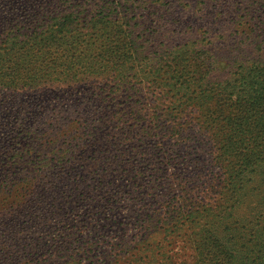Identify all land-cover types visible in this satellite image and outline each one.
<instances>
[{"label": "rangeland", "instance_id": "rangeland-1", "mask_svg": "<svg viewBox=\"0 0 264 264\" xmlns=\"http://www.w3.org/2000/svg\"><path fill=\"white\" fill-rule=\"evenodd\" d=\"M219 1L129 0L130 6H119L102 22L96 14L101 6L114 7L112 0H0V150L34 118L39 122L40 156L34 170L16 176L15 196L7 199L0 191V204L8 207L24 198L12 222L5 221V211L0 215V242L12 239L24 246L40 239L43 245L45 231L40 236L36 228L57 226L60 252L50 243L36 264L199 260L194 240L205 220L200 216L194 224L177 223L185 200L182 187L187 182L199 185L203 205L216 198L212 186L237 174L247 143L232 137L237 136L232 129L212 137L198 123L203 124L201 108L193 102L203 105V90L226 91L227 98L231 94L235 100V92L244 96L245 90L263 85L264 0ZM73 12L79 32L48 42L52 24ZM35 38L42 46L25 51L23 62L13 60L15 52L26 50ZM252 67L256 72L251 75ZM85 99L98 101L85 108ZM181 104L182 111L176 108ZM172 109L180 117L181 133L163 138L166 131L155 114ZM86 110L106 113L109 119L84 159L66 150L87 140L84 131L73 127L79 111L84 115ZM5 126L11 132L6 133ZM63 161L71 165L63 167ZM78 164L88 167L77 173ZM53 172L70 174L65 181L95 178L94 191L76 184L53 191L48 185ZM132 180L141 186H131ZM109 194L114 206L100 202ZM250 196L248 188L241 203L232 207L233 202L224 199L222 204L229 209L231 224L225 221L221 231L228 225L245 234L238 240L231 234L218 236L225 244H237L236 264H247L248 256L250 264L255 263L256 239L251 234L255 227L264 234V212ZM259 244L264 252V235Z\"/></svg>", "mask_w": 264, "mask_h": 264}, {"label": "trees", "instance_id": "trees-1", "mask_svg": "<svg viewBox=\"0 0 264 264\" xmlns=\"http://www.w3.org/2000/svg\"><path fill=\"white\" fill-rule=\"evenodd\" d=\"M128 2L129 0H112L114 7L106 9L101 6L96 16H101L100 21L103 22V19L106 16H112L115 12L119 11V6H130L131 4ZM219 2L224 3L225 1L221 0ZM74 14L75 13L73 12L57 18V22L51 26V38L48 37V42L61 41L68 36V33L73 34L74 32H79V29L75 28V23L79 18L77 16L74 17ZM105 28L107 29V26L100 29ZM69 37L73 36L69 35ZM78 41L79 38L75 37L74 42ZM39 43L41 47L43 41L39 42L37 41V38H35L32 43L28 42L26 50L16 51L13 55V60L19 62V60L22 59V62L25 61V58L22 57V55L25 54V51L38 50ZM254 67L250 68L251 75L256 72L254 71ZM13 71L18 75L17 73L20 70H18L15 65ZM16 75L15 79H17ZM260 77H263V80L261 81V84H263L262 86L258 89L251 88L245 90L244 96L235 92L237 95V99L235 100L231 97V94L230 97L227 98V95L229 96V94H227L226 91L218 93L210 91L208 93L207 90H203L199 97L206 98V100H203V105L200 104V102H193V104L198 105L201 108L200 113L203 118V124L200 121H198V123H200L202 127H206V129L211 132L212 137L218 136L224 131H228V129H232L237 134V136L234 134L231 135L232 137H240L239 143L241 145L247 143V152L242 154L243 159L238 160L240 166L237 169V174L230 176L225 181L224 179H221L220 182L213 185L214 192L212 193L217 196L216 198H209L206 204H202V199L198 192L202 189L199 185H188V182L184 184L183 179H181V183L184 184L182 190L184 192L183 197L185 200H181L178 208L179 214L176 218L177 223L188 224L191 222V224H194L200 216L205 220L203 221L204 225L202 226V229L197 233L194 240L197 257H199V260L195 264H236L235 258L238 257V255L235 254L237 252V244L231 241L225 244V242L223 243L218 236L223 237L227 234H231L236 237V240H238L244 239L245 234L243 232H237L236 228L234 229L228 225H226L221 231L225 221H227L228 224H231L230 220H227L226 218L229 209L222 205L224 199L226 201H232V207H234L241 203L242 193L246 194V190L249 188L251 189L250 200L256 202V206L259 207L260 212H264V71ZM171 86L173 87V84H171ZM97 101L98 100L91 101V99H85L83 104H85V108H93ZM160 105L164 104L160 103ZM176 108L179 110L181 109V111L183 110L182 104L178 105ZM161 111L162 110L159 109L157 112ZM86 114H88V118L84 120V115ZM84 115L82 111H79V114L73 119V122L77 123L73 127H76L80 131V134L84 131V133L88 135V138L87 140H80L75 146L69 145L66 151L71 155H78V153H81L80 155L84 159H87V152L92 148L95 140L98 139V133L109 119V116L106 113L98 114L92 110H86ZM165 116L168 118L163 119ZM118 117L121 121V115ZM155 119L161 130L167 132H163V138L166 137L173 139L172 137H168V134L171 133L178 136L181 133H178L179 129L177 130V128L178 126H181L182 123L179 122L180 117L173 109L167 110L165 113H156ZM55 121L56 123H59L57 120ZM30 122L31 123H28L23 130L10 140V144L4 148L3 152L0 150V191L3 192L7 199L15 196V190L14 186L12 188V184L13 181L16 180V176L26 171L31 172L38 165V159L40 156L36 153L38 150L36 149V144L39 134L38 128H35V125H39V122L34 120V118H31ZM165 122L168 123L165 124ZM4 128L6 133L11 132L9 126H5ZM213 131L215 132L213 133ZM3 132L4 131L0 132V146ZM95 157L96 156H94V158ZM63 158H65V156ZM66 163V161L62 162L64 165L63 167L71 165V163L68 165ZM87 167L88 166L82 168L81 164H78V170L75 172L78 173V171H85ZM69 175L70 174L59 173L56 175L54 172L50 173L49 176L54 177V180H50L48 183L50 189L55 191L57 188H60L63 190L68 189L71 185L75 186V184L79 188H82V190L91 189L93 187L95 178L89 179L86 176H81L72 179L70 177L68 181H65L64 179ZM242 175H244L243 178H241ZM258 177L259 180L262 179V181L258 182ZM64 181L66 183L63 185ZM15 182L17 181H14V183ZM19 183H22V181H19ZM130 184L135 188L141 186L137 180H132ZM70 189L74 190L73 188ZM76 190L77 189L75 188L74 191ZM203 191L206 192L205 190ZM83 193L84 191H82V194ZM88 193L91 194V191H88ZM111 196L112 195L109 194V196L104 198L101 197L100 202L105 204L111 203V206H114V203L110 200ZM22 199L24 198H18L17 201H13L9 207L6 203L0 204V215L4 211L5 214H7V219H5V221L9 220L12 222L15 219L18 212H20L23 207L21 204ZM245 201L243 204H245ZM201 212L204 213V215H201ZM173 214L174 212L171 213L170 217H172ZM169 219H166L165 223H169ZM46 227H48L49 230H44L39 227L36 228V230L39 231L40 236H42L45 231V242L43 245L41 244L42 241H39L40 239L36 243L30 242L26 243L24 246L16 243L12 239H4L3 242H0V264H36L38 263L37 257L39 256L40 251H44L43 249L50 243L55 251L60 252L58 246L60 244L59 241L61 236L57 235V226L55 228L53 226ZM229 229L232 230L229 231ZM51 230H53L52 233ZM251 235L253 239L254 237L256 239V247L254 251L257 255L255 256L256 261L253 264H264V252H262V248H258L261 236L264 234L261 233L260 228L255 227ZM129 249L130 246L126 251L121 253L125 255L128 253ZM50 256L51 255H49V257ZM239 257H241V255ZM244 259H248L249 262L247 264H250L249 256L246 258L244 257ZM52 262H55V260Z\"/></svg>", "mask_w": 264, "mask_h": 264}]
</instances>
